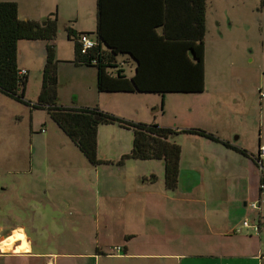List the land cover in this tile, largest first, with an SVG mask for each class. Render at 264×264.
<instances>
[{"label": "crops", "instance_id": "obj_1", "mask_svg": "<svg viewBox=\"0 0 264 264\" xmlns=\"http://www.w3.org/2000/svg\"><path fill=\"white\" fill-rule=\"evenodd\" d=\"M46 1L43 7H39L36 0H31L27 6L18 2L19 18L44 25L50 17H44L43 8L49 5L54 8L57 4L60 16L78 23L79 13L86 10L87 2H92ZM95 2L97 22V0ZM64 4L68 10H62ZM120 6L130 13L127 21L131 26H123L124 29L132 27L139 31V27H153L140 24L138 18L142 10L147 19L160 20L159 23L171 19L176 36L185 18L178 6L166 7L165 0H141L136 4L118 0L112 2L111 12H105L109 20L118 17L115 14H119ZM93 12L90 10L92 16ZM67 28L75 31L70 25ZM162 28L163 23L156 30L158 34H162ZM34 41L50 43L44 39ZM166 42L174 48L180 43L171 39ZM41 44L18 42V67L27 71V84L31 68L23 52L41 50L44 48ZM261 44L264 47V41ZM125 57L129 62L124 63L123 70L130 78L136 72L137 63L130 55ZM40 69L38 66V71ZM206 72L205 62L202 92L181 95L174 92L182 101L178 100L171 107L172 118L162 115L161 119L154 120L160 126L178 131L171 137L181 147L175 188L166 185L163 160L129 158L121 161L132 145L120 138L106 137L101 125L98 127L97 155L101 161L98 165L88 159L78 160L81 155L69 142L80 149L64 133L70 139L68 143L64 139L67 149L73 150L71 157L65 156L66 171L53 174L50 187L54 195L46 190L42 207V200L38 198L33 203L30 233L26 226L16 225L13 234L2 238L0 242L5 250L0 249V264H263L262 170L256 163L259 147L264 146L262 83L254 77L248 85L250 72L244 68L237 75L236 83L226 86V79L220 75L221 83L209 86ZM102 98L105 97L97 93L99 105L110 110L107 105L103 106ZM106 100L121 109L115 113L122 118L144 121L138 115L139 105L129 96L115 92L111 97L106 96ZM160 107L164 114L162 103ZM157 111L156 107L155 113ZM185 128L203 129L218 140L179 132ZM56 135L61 138L60 133ZM107 141L111 148L101 154V146ZM252 203L256 207L251 206ZM46 217H49L47 222ZM10 237L12 242L4 240ZM116 247L121 249L116 250Z\"/></svg>", "mask_w": 264, "mask_h": 264}, {"label": "rangeland", "instance_id": "obj_2", "mask_svg": "<svg viewBox=\"0 0 264 264\" xmlns=\"http://www.w3.org/2000/svg\"><path fill=\"white\" fill-rule=\"evenodd\" d=\"M30 1L17 0L25 6ZM36 1L39 7H43L48 2L46 0ZM86 5V10L82 9L79 13L78 23L76 20L70 22L65 19L66 17L60 16L57 4L54 8L52 5L43 8L44 17L56 19L58 26L56 36L50 41L55 48L58 63L57 105L97 108L119 116L115 112L121 111V109L106 100V96L111 97L115 95V92H99L97 89L96 67L84 63L77 64L74 61L75 37L81 32L80 30L91 32V36H96V2L92 0ZM63 9L68 10L66 4L63 5ZM90 10H94L93 16L90 14ZM205 11L207 13L204 44L208 85L221 83L220 75L226 79L224 85L229 86L236 83L237 75H240L245 68L248 73L250 72L248 85L254 81L255 77L262 83V92L264 93V47L261 44V41H264V0H206ZM44 17L43 21L46 20ZM68 25L75 31L70 32L67 28ZM21 42L32 45L42 43L44 48L41 47V50L25 49L23 52L27 65H30L31 68V76L28 79L24 97L28 104L0 92V241L7 234H13L16 225L26 226L30 233L33 203L38 198L42 200L40 201L41 207L44 205V192L48 190L53 194L50 187L53 174H62L66 171L68 162L65 158L73 155L72 148L67 149L66 147L70 139L53 120L51 114L44 108L32 107L33 104H37V96L41 90L43 66L46 62L45 42L34 40H21ZM38 66L42 68L40 71H38ZM242 77L244 78L243 75ZM97 93L105 97L102 98L101 103L103 106L107 105L110 110L99 105ZM118 93L129 96L133 102L139 105L138 115L141 120H144L139 122L145 124H151L155 122L154 120L161 119L162 115L166 119L172 118L170 109L178 100H181L180 97H177L178 93H167L164 101H162V96L157 93ZM256 93L260 94L258 89ZM88 102L91 103L86 106L85 104ZM161 103L166 110L164 114H161ZM155 106L158 110L157 113H155ZM101 128L105 131L102 133H105L106 137L120 138L132 145V131L122 129L118 124L104 123L101 124ZM56 133H60L61 138ZM64 139L67 140V143ZM69 143L74 151L81 155L78 160L87 161L85 155L77 150L71 142ZM108 143L110 141L101 146L103 148L101 154H106L110 150L111 145ZM66 155L67 157H65ZM63 166H65L64 169ZM263 199L264 196L262 201ZM251 216L253 217V215ZM47 221H49V217L45 218V222ZM16 232L20 237V231ZM4 240L12 242V237Z\"/></svg>", "mask_w": 264, "mask_h": 264}, {"label": "trees", "instance_id": "obj_3", "mask_svg": "<svg viewBox=\"0 0 264 264\" xmlns=\"http://www.w3.org/2000/svg\"><path fill=\"white\" fill-rule=\"evenodd\" d=\"M113 1L118 0H97L95 32L97 43L94 48L82 53L81 45L77 42V36L75 37L74 61L96 67L98 91L157 93L163 99L167 93L202 92L205 69L206 0H165L166 7L176 5L181 15L185 16L176 36L173 35L175 32L171 26V19L161 22L164 28L162 34H158L156 30L161 24L160 20L147 19L142 10L138 18L140 24L153 27L150 29L139 27V31L132 27L124 29L123 26H131L127 21L130 13L125 8L120 6L119 14L114 13L121 19L117 17L111 21L105 15V12L113 10ZM127 1L136 4L141 0ZM167 9L165 17L168 15ZM68 30L74 32L72 29ZM57 31L56 19L48 18L44 25L34 20H22L18 15L17 0H0L1 93L28 104L24 98L27 76L19 74L17 62L18 42L40 39L51 41ZM170 39L179 40L178 48H174L169 42L165 43ZM127 54L137 63L136 72L130 78L123 70L124 63L129 62V58L125 57ZM94 60L96 62H93ZM57 69L55 48L53 44L48 43L41 90L37 104H33L32 107L47 110L93 165L101 163L97 155L98 127L101 124H118L132 130V148L121 161L129 158L163 160L166 185L168 188H175L178 182L181 147L172 141L171 137L178 131L155 122L145 124L127 120L97 108L58 106ZM179 132L199 134L218 140L213 133L199 128H185ZM262 183L264 184V171Z\"/></svg>", "mask_w": 264, "mask_h": 264}, {"label": "built area", "instance_id": "obj_4", "mask_svg": "<svg viewBox=\"0 0 264 264\" xmlns=\"http://www.w3.org/2000/svg\"><path fill=\"white\" fill-rule=\"evenodd\" d=\"M77 42L81 45L82 53H86L88 50L94 48L97 43L95 37L91 36L88 33L78 34ZM93 62H96V60H94ZM19 74L26 75L27 71L25 69H20ZM256 163L261 168V170L264 171V146L259 147V153L258 156L256 157ZM261 189L263 190L261 192L264 196V184L262 182H261ZM251 206L256 207V204L252 203ZM244 225L248 226V222L244 221ZM256 230L258 231V228H256ZM120 249H121L120 247H116V250H120Z\"/></svg>", "mask_w": 264, "mask_h": 264}, {"label": "bare ground", "instance_id": "obj_5", "mask_svg": "<svg viewBox=\"0 0 264 264\" xmlns=\"http://www.w3.org/2000/svg\"><path fill=\"white\" fill-rule=\"evenodd\" d=\"M0 249L5 250V245L0 242Z\"/></svg>", "mask_w": 264, "mask_h": 264}]
</instances>
